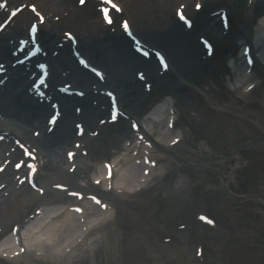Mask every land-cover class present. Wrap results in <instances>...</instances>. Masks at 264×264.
<instances>
[{
    "label": "rangeland",
    "instance_id": "rangeland-1",
    "mask_svg": "<svg viewBox=\"0 0 264 264\" xmlns=\"http://www.w3.org/2000/svg\"><path fill=\"white\" fill-rule=\"evenodd\" d=\"M252 1L209 0L204 7L201 3L199 11L194 7L187 9L185 14L193 27L185 32L180 28L182 25H176L168 17L173 13L160 12L153 6L141 12L128 7L127 17H118L115 19L118 23L106 30L114 41L105 42L108 36L94 37L98 44L110 45L103 50L99 48V58L93 60L94 64L91 54L85 56L103 71L105 80L98 79L105 86L89 87L86 101L76 95L70 97L77 103H70L68 113H61L53 132L57 135L73 115L86 119L95 103L109 116L107 91L113 92L125 111L134 108V116L122 115L116 123L105 124L102 130L91 133L86 151L74 158L75 162L78 156L87 158L86 174L74 170L56 182L43 177L37 179V184L41 182L40 186L55 189L63 182L83 187L86 183L83 177H103L105 163L113 164L124 145L135 143L132 126L138 127L148 117L156 118L153 112L164 108L166 101L172 105L171 117L176 124L170 128L167 123L165 129H173V139L178 137L179 141L174 148L158 151L162 157H158L156 166H164V178L157 177L160 180L156 178L145 188H130L131 192L125 193L122 200L109 190V185H92L85 191L78 187L71 189L85 197H96L103 205L109 204L108 212H113L115 206L113 222L92 233L101 237L97 246L100 251L95 258L88 257L85 264H264V73L258 70L262 79L251 90L247 85L237 88L239 83L234 75L236 58L244 53L243 30L256 27L264 19V11L251 16ZM219 10L226 12L228 22L220 21V14H216ZM123 20L129 21L135 35L144 39L153 51L159 50L166 57L169 63L166 72L151 52L150 59H145L135 54L133 48L121 44L118 38L125 37ZM44 29L42 40L50 45L63 36L64 30L57 22H50ZM52 29L56 32L51 37ZM203 39L214 47L212 55L204 48ZM118 47H123L124 54L138 57L137 64L121 62L124 57L118 56ZM53 77L60 79L54 71L50 84ZM135 92L139 97L131 101ZM130 116L135 124L128 120ZM46 117L47 114L44 121ZM71 129L74 134L77 127L73 122ZM143 145L146 148L150 144ZM23 153L20 150L19 159L14 161L23 159ZM5 176L13 174L8 172ZM36 200L20 214L21 224L31 217L39 198ZM65 202L56 201L54 205L62 206ZM80 203L90 200L85 198ZM49 209L47 216L52 210ZM18 219L0 230V243L13 236ZM37 258L29 255L28 262L21 258L13 264H52ZM0 264L11 262L0 255Z\"/></svg>",
    "mask_w": 264,
    "mask_h": 264
},
{
    "label": "bare ground",
    "instance_id": "bare-ground-1",
    "mask_svg": "<svg viewBox=\"0 0 264 264\" xmlns=\"http://www.w3.org/2000/svg\"><path fill=\"white\" fill-rule=\"evenodd\" d=\"M34 1L38 2L36 4L38 6L39 16L50 19L52 17H58L61 20H64L63 18H67V16H72L74 21L76 19L75 23H68L65 26L68 32L77 39V46L73 48L71 45L66 44L67 46L65 45L66 47L64 48L65 53L59 54L56 62L61 76L65 74L62 79H67L77 91L84 92V99L81 100L86 101L89 87L103 88L105 83L103 81L100 82L95 75L93 76L81 68L78 60L76 61L72 56H69L68 49L70 48L72 50L73 48L76 52L79 50L83 56L91 54V63L94 64L95 61H98L97 58H99L97 55L99 48L101 50L110 48L108 43L111 40L114 41V37L107 34L106 30L108 28L102 23L103 14L99 10L102 6L105 7V5H102L98 0H91L93 6L89 7V10H78L75 6V0ZM125 1L127 0H113L121 10L120 16L127 17L128 7L136 8L137 11L141 12L145 7L153 6L160 12L164 11L165 13L166 10L169 14L173 13V16L168 17L176 25H182L180 28L183 32H185V27L175 18L176 9L184 10L186 13L187 9H192L198 3H202L204 7L209 2V0ZM256 1L253 0L252 4H249V13L251 16H257L264 11V1L261 3ZM168 4L173 5L169 7ZM27 18L34 22L38 21L33 13L29 14ZM185 18L190 20L187 14H185ZM63 22L67 23L65 21ZM14 33L20 34L19 31L18 33L14 31ZM166 34H169V31ZM88 35L91 38H88ZM98 36H108L107 41H105L108 43L105 46L98 44V40L94 39V37ZM241 37L244 41V50L245 48L249 50L248 53L253 56L254 63L251 67H248L244 63L243 56L237 57L234 64L235 80L239 83L237 88L245 85L255 87L262 79V74L258 70L264 73V20L262 23L257 24L256 27L249 26L247 30H243ZM118 39H121L122 45H131L125 37L123 38L119 35ZM143 43L147 44L144 39ZM118 48L120 49L118 56L124 57L121 62L130 61L128 64L133 62L134 66L137 64L138 57L135 58L133 55L124 54L122 52L123 47ZM0 56L2 57L0 58L1 64H7L10 60V51L8 50L7 44L0 46ZM152 66L155 65L152 64ZM146 69L151 70L149 67ZM10 73L12 75L20 74L19 71H11ZM6 74L8 75V73ZM4 77L0 76V83ZM23 78L24 76L21 75L19 79L17 78L14 81V76H11L5 86L1 87L2 90L0 89V137H2L0 142V230L18 219L22 211L30 205L31 201L37 202L38 200L36 198H39V202L31 212L33 220L30 217L29 220L21 224L19 222L20 218L18 219V224L14 226L17 234L3 241L4 248L0 247L3 248L0 250L3 254H0L7 258L11 264L13 262L18 263L21 258L28 262L29 255L38 257L37 259L44 258V260L52 264H85V260L88 257L95 258L100 251L97 246L101 242V237L92 233L99 230L103 225L106 226L113 222L115 206H113V212H109V214L105 212L102 214L101 210H104L103 208H106V206H100L94 203H80L79 205V201H76L77 198H72L68 194L70 192H76L75 190H71L73 187H78V189L85 191V188H90L92 185H110V190H112L117 199L122 200L121 197H124L125 193L130 191V188H136L137 186L138 189L145 188L153 180H156L157 177L164 178V166L158 167L156 166V162L158 157H162L158 154L159 150L164 152L166 148L175 147L170 142L175 132L173 129H165L167 123L168 125L176 124L175 119L168 117L172 114V105L170 101H166V106L163 111L159 109L153 112L156 118L151 119L148 117L142 121L144 125L141 123L138 130L135 131V143L132 144L129 142L127 145H124L120 156L110 165V173L107 170L104 172L103 177L97 176L94 179L86 176L83 177L86 180L83 187L77 184L68 185L63 182L64 184L60 185V187L62 186L61 189H55L40 186L41 182H39V185L37 184L38 189H34L28 183V174L30 173L34 175V182H37V179L43 177L46 180L50 178L56 182L61 176H67L69 172H72L73 166H76L75 170H78L79 173L83 174L85 171L86 174L89 170L87 158L81 155L78 156L76 162L70 163L68 156H65V150L68 148V153L74 152L75 156L86 151L91 133L94 134L95 131L102 130V127H105L103 125L110 123L107 122L110 116H107L105 114L106 111L95 103V108L91 107V112L86 119L73 115L72 118L67 119L63 130L56 135V132H53L51 126L45 124L43 116L48 112H55L59 108L63 112H68L69 106L77 103V100H72L67 96H61L53 91L54 88L52 86L48 94V99L52 97L57 103H54V106L49 105L47 100L40 101L35 98L32 94L34 87L31 84L27 85L28 89L24 92V88L19 85L27 82ZM54 80L56 78H53V83ZM30 87L31 89L29 90ZM247 89L245 90L247 91ZM28 90L32 96L28 97ZM119 97L121 98V96ZM132 97L131 101L135 97H139V95L135 92ZM132 104L135 105L136 103ZM121 108L125 116H134V108H127L126 111L124 106H121ZM53 116H50L49 119ZM131 116L129 117V121L133 119ZM72 122L76 127L80 125L82 131L77 128L73 134L71 129ZM87 130L88 133L85 135ZM77 135L82 136L78 137ZM164 141L168 142V147L164 144ZM144 143H149L150 147L145 148L143 146ZM177 147L180 148V146ZM21 148L24 150L25 156L29 155L28 159H23V162H26L25 166L22 167L21 171H14L12 173L13 176L6 178L5 175L7 172L12 171L9 161L13 157L20 156ZM150 162L152 164L155 163L153 169H148L151 166ZM29 163H33V166L29 167ZM187 165L189 166L190 164ZM1 168H4L3 171H1ZM98 172L100 173V169ZM157 179L160 180L159 178ZM113 181L116 183L112 185ZM60 200L67 202L63 203L62 206L54 205V202ZM117 202L118 200L115 201V203ZM51 205L54 206L51 207ZM49 208L53 211L51 210L47 216L46 213L49 212ZM73 208H79L82 216L73 212ZM91 234L92 237L90 238ZM108 239L110 240V238Z\"/></svg>",
    "mask_w": 264,
    "mask_h": 264
},
{
    "label": "snow or ice",
    "instance_id": "snow-or-ice-1",
    "mask_svg": "<svg viewBox=\"0 0 264 264\" xmlns=\"http://www.w3.org/2000/svg\"><path fill=\"white\" fill-rule=\"evenodd\" d=\"M109 2H110V0H109ZM114 7H115V6H114ZM197 7H199V5H197ZM124 27L127 28V24H126V23H125ZM133 126H134V125H133ZM77 128H78V129H81V126H80V125H77ZM81 131H82V129H81ZM97 203H99V201H97Z\"/></svg>",
    "mask_w": 264,
    "mask_h": 264
}]
</instances>
